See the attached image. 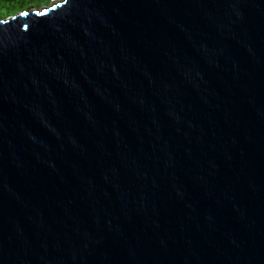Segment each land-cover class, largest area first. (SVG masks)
Masks as SVG:
<instances>
[{
	"label": "water",
	"instance_id": "water-1",
	"mask_svg": "<svg viewBox=\"0 0 264 264\" xmlns=\"http://www.w3.org/2000/svg\"><path fill=\"white\" fill-rule=\"evenodd\" d=\"M0 264H264V0L0 20Z\"/></svg>",
	"mask_w": 264,
	"mask_h": 264
},
{
	"label": "trees",
	"instance_id": "trees-1",
	"mask_svg": "<svg viewBox=\"0 0 264 264\" xmlns=\"http://www.w3.org/2000/svg\"><path fill=\"white\" fill-rule=\"evenodd\" d=\"M53 5V0H0V20L8 19L16 14L32 8L41 9Z\"/></svg>",
	"mask_w": 264,
	"mask_h": 264
},
{
	"label": "rangeland",
	"instance_id": "rangeland-1",
	"mask_svg": "<svg viewBox=\"0 0 264 264\" xmlns=\"http://www.w3.org/2000/svg\"><path fill=\"white\" fill-rule=\"evenodd\" d=\"M59 1H61V0H53V3H54V2H59ZM37 9H38V8H32L31 11H34V10H37Z\"/></svg>",
	"mask_w": 264,
	"mask_h": 264
}]
</instances>
